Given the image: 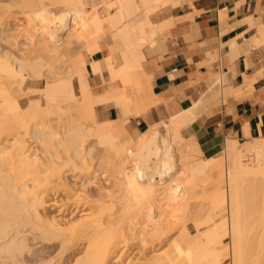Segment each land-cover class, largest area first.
<instances>
[{
    "label": "bare ground",
    "instance_id": "6f19581e",
    "mask_svg": "<svg viewBox=\"0 0 264 264\" xmlns=\"http://www.w3.org/2000/svg\"><path fill=\"white\" fill-rule=\"evenodd\" d=\"M149 1L103 0V9L90 10L93 0H0V26L10 33V43L0 48V264H221L226 252L230 264H264V137L244 144L227 139L225 164L200 158L194 137L186 142L180 130L215 102L216 93L136 141L125 133V123L158 102L142 71L143 48L165 30L151 14L176 0ZM79 18L87 27L75 33ZM247 40L233 41L232 50L237 54ZM98 52L104 58L88 68L86 56ZM104 73L120 82L121 90L94 94L89 76L103 83ZM26 76L46 84L39 90L41 101L24 108L18 96ZM261 78V73L244 75L247 94ZM214 79L213 90L225 78ZM238 90L227 87L234 94ZM110 102L122 120L95 122L96 105ZM22 131L31 135L34 149L23 144ZM244 134L250 137L247 130ZM88 138L96 146H89ZM251 154L256 160L245 163ZM98 155L96 172L106 174L99 179L91 161ZM131 162L132 175L126 173ZM174 163L171 185L178 189L170 194V205L180 195L195 201L207 174L215 167L221 172L206 190L209 210L196 217L195 228L205 230L193 235L180 229L176 241L168 237L176 227L171 218L180 223L190 214L166 209L154 178ZM186 175L187 181H179ZM225 207L228 216L216 221Z\"/></svg>",
    "mask_w": 264,
    "mask_h": 264
},
{
    "label": "crops",
    "instance_id": "0c3cea01",
    "mask_svg": "<svg viewBox=\"0 0 264 264\" xmlns=\"http://www.w3.org/2000/svg\"><path fill=\"white\" fill-rule=\"evenodd\" d=\"M176 1L158 14L155 24L164 25L165 30L143 48L142 71L158 102L135 117L136 130L149 129L161 114L169 119L194 103L207 102L217 94V86L214 90L211 86L214 78L221 77L227 79L220 84L222 102L216 98L182 133L194 137L208 158L221 153L227 139L245 143L264 137V42H260L264 39V0ZM240 37L250 43H242L236 54L231 43ZM253 39L258 43H252ZM103 58V52L87 57L88 68L91 61ZM258 73L262 83L247 94L244 75L252 78ZM105 76L109 77L106 93L117 91L109 74L104 73L103 79ZM229 85L237 90L240 86L241 92L227 91ZM240 93L243 97L238 98ZM99 105L119 111L114 102ZM111 113L112 108L108 115ZM246 130L250 137L244 136Z\"/></svg>",
    "mask_w": 264,
    "mask_h": 264
},
{
    "label": "rangeland",
    "instance_id": "374dc122",
    "mask_svg": "<svg viewBox=\"0 0 264 264\" xmlns=\"http://www.w3.org/2000/svg\"><path fill=\"white\" fill-rule=\"evenodd\" d=\"M103 0H93V3L91 4V6H93V7H89V9L91 10L92 8L95 10H100V9H103L104 7H105V5H104V3H101ZM105 1V0H104ZM152 1V2H151ZM150 2V4H154L153 2H158V0H150L149 1ZM155 3V4H156ZM180 2H179V0H178V4H179ZM150 4L149 5H147V6H150ZM172 3L171 2H169V3H166V4H164V5H162L161 7L159 6L157 9H156V11L153 13V14H151V21L153 22V23H157V20H158V14L159 13H161L162 12V9L163 8H166L168 5H171ZM149 8V7H148ZM16 28L14 29V33H15V40H17V43H19L21 40H22V36L20 35V31H21V29H22V27H23V20L21 19V18H19V19H17L16 21ZM76 23H75V30H74V32L75 33H79V32H81L84 28H86L87 26L86 25H83V18H79V19H76V21H75ZM3 26H4V24H2ZM12 30V29H11ZM162 32V31H161ZM88 33L91 35L92 34V30H88ZM10 33L8 32L7 33V31L6 30H2L1 29V26H0V48L3 46V45H7V44H9L10 42H9V40H10V37H6V36H8ZM4 37V38H3ZM156 37V36H155ZM106 42H108V40H106ZM15 46V45H14ZM87 57L88 56H86V61H87ZM63 71H65V69L63 68V70H62V72ZM58 72H61L60 71V69L58 70ZM27 78H26V80H25V83H23L22 84V88H21V91L20 92H22L20 95H19V92H18V94L17 95H19L18 96V101L20 102V105L22 106V107H26L28 104H29V102H31V104H36V103H38V102H40L41 101V95H40V93H39V90H40V88H43L44 86H45V84H46V80L45 79H34V78H31L30 76H26ZM89 79H90V83H91V85H92V92L94 93V94H96V95H102V94H105L106 93V86L109 84V77L108 76H105V78H104V82L103 83H100L99 82V80L98 79H96L95 77H93V76H89ZM97 81V82H96ZM224 82H227V79L225 78L224 80H223V83ZM43 86V87H42ZM217 86V85H216ZM116 87H117V90H121V88H122V84L120 83V82H118L117 81V83H116ZM217 102H219V103H221L222 102V93H221V87H220V85H218L217 86ZM77 92V91H76ZM219 94V95H218ZM220 96V97H219ZM226 96V95H225ZM219 97V98H218ZM226 98H227V96H226ZM110 108H112V113H111V115H108V112H109V110H110ZM95 109H96V113H97V116H96V119H95V122H98L99 124H108V125H111V124H115V123H117V122H119L120 120H122V113L120 112V111H117V109L115 108V107H108V108H104L102 105H96V107H95ZM8 110H4V114H7L6 112H7ZM121 114V116L119 117V113ZM9 117H11V116H9ZM135 117L136 116H133L131 119H130V121L129 122H127V123H125L124 124V129H125V133L129 136V137H131V138H133L135 141L137 140V139H140L141 138V134L143 133V132H145L146 130H148V129H142L140 132H138L137 130H136V128H135V123H134V119H135ZM15 118V117H14ZM13 118V119H14ZM109 118H114V119H117L116 121H106L107 119H109ZM197 117H195L193 120H191L190 121V124H192L194 121H195V119H196ZM10 119H12V118H10ZM167 119H168V117H166L165 115H163V114H161L158 118H156L152 123H151V125H150V127H149V129L152 127V126H155V125H163L164 124V122L165 121H167ZM41 121H43V120H41ZM50 123V122H49ZM45 124V123H44ZM46 124H48V123H46ZM52 124V123H51ZM98 124V125H99ZM45 126H47V125H45ZM48 126H50V125H48ZM88 126V125H87ZM87 126H84V127H87ZM94 127V126H93ZM92 127V129L94 130V128L96 127H94L93 128ZM45 128H50V127H45ZM92 129H89V131H90V134H91V130ZM98 129V128H97ZM49 130V129H48ZM86 130V129H85ZM84 130V131H85ZM86 131H88V127H87V130ZM181 134L183 135V137L185 138V139H187L186 140V142H188V140H189V138H187L183 133H182V128H181ZM94 132V131H93ZM162 134L164 133V131L162 132V131H160ZM23 137H22V136ZM21 135H19V136H21L22 137V141L24 142L23 144L25 145V144H30L31 145V147L34 149L35 147V142L31 139L32 137H31V135L29 136L28 134H26L25 135V131H22L21 132ZM122 136H123V134H122ZM92 138H94L93 136H92ZM123 138V137H122ZM194 141H196L194 138H192ZM92 142V144H90L91 142ZM95 141L93 140L92 141V139H90V138H88V142H86V143H88V144H90L89 146H94L95 145V143H94ZM197 142V141H196ZM87 144V145H88ZM198 144V143H197ZM239 144H244V142L243 141H239ZM96 146V145H95ZM224 148V147H223ZM103 149H104V147H103ZM99 151V150H98ZM101 151V150H100ZM99 151V152H100ZM96 152V151H95ZM103 153L105 152V154H106V151H102ZM101 152V153H102ZM98 153V152H97ZM97 153H96V155H97ZM100 155V154H99ZM99 155L98 156H94L93 157V159L91 160L92 161V171L93 172H95V174H97L98 176V179L99 178H101L102 176H106V174H102V171L100 170V172H96V170L98 169L97 168V158L99 157ZM218 156H221V157H219L218 158ZM200 158H202V159H206V158H208V157H205V155L202 153L200 156H199ZM216 158H217V161H222L221 163H223V164H225V162H226V158H225V154H224V152H223V149H222V151H221V153H219L218 155H216L215 156ZM251 160H250V159ZM210 159H211V161L212 162H216V159L214 158L213 159V157H210ZM244 162L245 163H251L252 161L254 162V160H256V158H255V155L254 154H251V155H247V156H245L244 157ZM134 162H131V168H129L130 166V164H128V168L130 169H128L129 170V172L128 171H126V173L127 174H130V175H132V173H133V169H132V166H134V164H133ZM170 167V168H169ZM168 168L169 169H167V173H163L162 175H154V178H155V181H156V184L158 185L157 187H158V197L161 199V200H163L166 204H165V207H166V209H171V210H173V209H177L179 212H177L176 214L177 215H179L181 212H183V210H188V214H190L187 218H182L183 220L180 222L179 220H181V219H179L178 221L180 222V223H177L176 222V218H171V221H170V225H171V227L172 226H176V227H174L173 229H175V230H173L172 228V230H171V232L168 234L169 236L168 237H170L171 236V238L173 237V240L174 241H176L177 240V238L179 237V235H181L182 234V230L183 229H186L190 234H195L196 232H199L198 234H200V232L203 230V228L205 227H202L201 228V231L200 230H197L198 228H195L196 227V220H197V216L199 215V214H203V212H206V211H208L209 209H208V207H207V205H206V202H207V194H208V192H206V190L208 191V187L211 185V184H213L214 182H216L217 180H218V178H219V176H220V173L221 172H219V170L215 167V169H213L210 173H208L207 174V176H206V179L205 180H207V182L206 183H204L202 186H200L201 188H202V190H203V192L201 191V188H200V191L199 192H201V193H199L198 195H197V197H196V200L195 201H191L190 202V200H189V197L187 196V195H180L179 197H180V199H178V203H176L175 205H170L169 204V199H170V194H172V193H176V191H177V186L176 185H171V184H173L174 182V179H175V177H176V175H173V174H175V172L177 171V168H178V165H177V163H174V164H172V165H170ZM130 172H132V173H130ZM171 172V173H170ZM129 175V176H130ZM172 175V176H171ZM168 176H169V178H168ZM174 177V178H173ZM189 178V176L188 175H186V176H184V177H181V179L179 180V181H187V179ZM171 179H173V180H171ZM152 181H154V180H152ZM175 184V183H174ZM204 186V187H203ZM199 189V188H198ZM225 210L226 211H223L220 215H217L216 216V221H223L224 220V218L225 217H227L228 216V211H227V207H225ZM187 214V215H188ZM205 214V213H204ZM191 215H192V217H191ZM176 219V220H175ZM186 221H185V220ZM188 219V220H187ZM170 220V219H169ZM167 223H168V221H167ZM169 224V223H168ZM174 224V225H173ZM183 224V225H182ZM183 226V227H182ZM206 228V227H205ZM180 229H181V231H180ZM197 230V231H196ZM205 230V229H204ZM203 230V231H204ZM174 232V233H173ZM180 233V234H179ZM197 234V233H196ZM176 235H177V237H176ZM175 236V237H174ZM170 238V239H171ZM176 240H175V239ZM179 239V238H178ZM225 241H229V239H225ZM221 264H230V259H229V257H228V252H226L225 254H224V256H223V258H222V260H221Z\"/></svg>",
    "mask_w": 264,
    "mask_h": 264
}]
</instances>
